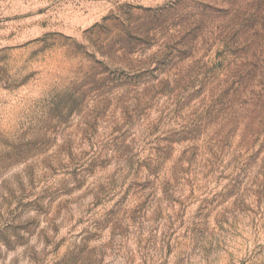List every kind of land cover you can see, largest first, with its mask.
<instances>
[{"label":"rangeland","instance_id":"374dc122","mask_svg":"<svg viewBox=\"0 0 264 264\" xmlns=\"http://www.w3.org/2000/svg\"><path fill=\"white\" fill-rule=\"evenodd\" d=\"M0 264H264V0H0Z\"/></svg>","mask_w":264,"mask_h":264}]
</instances>
